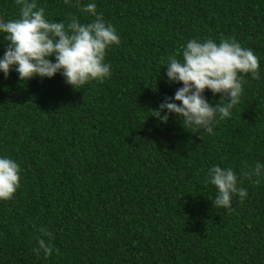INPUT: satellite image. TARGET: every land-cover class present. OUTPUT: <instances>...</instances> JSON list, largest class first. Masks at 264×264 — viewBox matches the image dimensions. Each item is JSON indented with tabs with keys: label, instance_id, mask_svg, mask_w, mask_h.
I'll return each mask as SVG.
<instances>
[{
	"label": "trees",
	"instance_id": "1",
	"mask_svg": "<svg viewBox=\"0 0 264 264\" xmlns=\"http://www.w3.org/2000/svg\"><path fill=\"white\" fill-rule=\"evenodd\" d=\"M35 3L50 22L95 19L64 0ZM80 3H95L120 37L106 53L110 78L75 89L62 73L21 81L14 67L0 71V158L21 169V186L0 200V264H264V176L241 175L264 165V0ZM18 16L15 0H0V18ZM193 39H235L260 63V79L244 75L239 104L211 134L151 113L183 87L166 65ZM217 165L248 193L231 210L213 203ZM38 238L50 239L48 258L36 255Z\"/></svg>",
	"mask_w": 264,
	"mask_h": 264
},
{
	"label": "clouds",
	"instance_id": "2",
	"mask_svg": "<svg viewBox=\"0 0 264 264\" xmlns=\"http://www.w3.org/2000/svg\"><path fill=\"white\" fill-rule=\"evenodd\" d=\"M19 6V16L5 21L0 18V33H4L7 48L0 59V71L5 76L14 67L21 81L35 76L52 78L62 73L66 83L75 89L91 80L103 82L112 75L111 64L105 63L107 50L120 44V37L111 23L97 13V5L88 3L81 6L80 0H64L68 7L91 14L95 19L82 24L73 15L67 24L50 22L42 8L37 9L35 0H15ZM182 59L170 55L166 76L169 83H182L174 97H166L158 109H152L155 116L166 123L169 114L175 113L183 127L193 133L203 130L213 132L214 122L229 118L232 109L238 105L245 83L244 75L251 74L260 79L259 58L252 49L244 48L235 39H222L219 44L211 39L187 42L182 48ZM55 57L53 62L49 57ZM205 89L213 94H221L224 103L210 104L203 95ZM176 101L180 102L179 104ZM167 110L166 114L161 113ZM264 165L256 163L254 169L241 175L252 179L264 176ZM20 166L9 158H0V200H10L20 185ZM209 182L217 188L213 201L217 207L231 210L233 197L242 201L247 190L238 187L239 177L230 167L213 166L209 169ZM259 182V179L256 181ZM41 237H52V233L41 229ZM37 256L41 250L45 258L52 255L50 239L38 238Z\"/></svg>",
	"mask_w": 264,
	"mask_h": 264
}]
</instances>
